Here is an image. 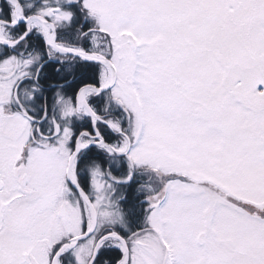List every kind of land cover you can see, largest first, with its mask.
Returning <instances> with one entry per match:
<instances>
[{"label":"snow or ice","instance_id":"snow-or-ice-1","mask_svg":"<svg viewBox=\"0 0 264 264\" xmlns=\"http://www.w3.org/2000/svg\"><path fill=\"white\" fill-rule=\"evenodd\" d=\"M0 264H264V0H0Z\"/></svg>","mask_w":264,"mask_h":264}]
</instances>
